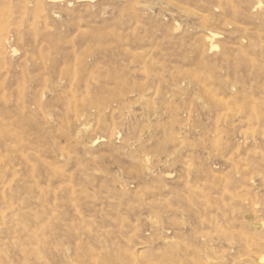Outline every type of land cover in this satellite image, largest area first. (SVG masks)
Wrapping results in <instances>:
<instances>
[{
    "label": "rangeland",
    "instance_id": "rangeland-1",
    "mask_svg": "<svg viewBox=\"0 0 264 264\" xmlns=\"http://www.w3.org/2000/svg\"><path fill=\"white\" fill-rule=\"evenodd\" d=\"M256 263L264 0H0V264Z\"/></svg>",
    "mask_w": 264,
    "mask_h": 264
},
{
    "label": "bare ground",
    "instance_id": "bare-ground-1",
    "mask_svg": "<svg viewBox=\"0 0 264 264\" xmlns=\"http://www.w3.org/2000/svg\"><path fill=\"white\" fill-rule=\"evenodd\" d=\"M52 1H53V0H52ZM215 38H216V35H215V34H212L211 37H210V40L213 41V40H215ZM251 258H252V257H251ZM256 262H257V261H256ZM258 262H260V261H258ZM256 264H257V263H256Z\"/></svg>",
    "mask_w": 264,
    "mask_h": 264
}]
</instances>
